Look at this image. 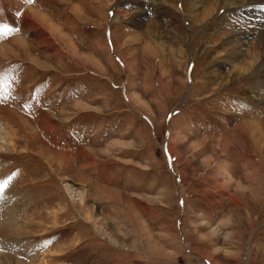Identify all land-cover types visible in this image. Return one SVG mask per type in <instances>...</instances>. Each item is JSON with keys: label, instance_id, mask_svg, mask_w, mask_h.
<instances>
[{"label": "rangeland", "instance_id": "rangeland-1", "mask_svg": "<svg viewBox=\"0 0 264 264\" xmlns=\"http://www.w3.org/2000/svg\"><path fill=\"white\" fill-rule=\"evenodd\" d=\"M213 2L0 0V264H264V52Z\"/></svg>", "mask_w": 264, "mask_h": 264}, {"label": "bare ground", "instance_id": "bare-ground-1", "mask_svg": "<svg viewBox=\"0 0 264 264\" xmlns=\"http://www.w3.org/2000/svg\"><path fill=\"white\" fill-rule=\"evenodd\" d=\"M183 3H184V8L182 7V10L184 12L185 19H187L191 22L192 27L197 26L199 21H203L205 16L198 18V15H196L197 13L193 14L192 13L193 11H191L192 10L191 7H194V6H189L187 4V1L183 2ZM213 4H214L213 8L220 6L219 9H223L224 12H228L229 10H232L234 8L236 11L239 10V13H241V16H242L243 22H244L243 23L244 29L241 31L242 34H244V35L253 34V33L257 32V30H258L257 41H256V43H252V45L250 46L251 51L248 54L249 58L253 59L251 61L252 64H254L255 62L257 63V61L259 60V59H257V52H258V51L256 52L257 48L258 47L261 48V50L264 52V0H214ZM193 5H194V2H193ZM176 11H178V10H176ZM31 15H35V12H32ZM206 38H208V37H206ZM113 45H114L115 49L117 50L118 45H117L116 41L113 43ZM232 64H233V69H234L233 71L234 72L235 71H237V72L241 71L242 75H244L246 73V71H248V69L250 70L252 68V67H246V62H242L239 60H238L237 64L235 62H233ZM253 71H254L253 73H255L254 74L255 76L257 74V77H255L257 79L251 80L252 82L250 83V85L247 88V92L250 93V96H244L243 98H245V101L246 100L250 101L251 99H253L255 105L259 109L263 110V106H264L263 103L264 102L262 99H260V96L258 93H260V90L264 88V76L261 75V73L264 74V62H262V64L259 66L258 69H256L254 67ZM239 74H240V72H239ZM242 78H244V76ZM251 95H252V97H251ZM243 122L248 127L253 126L254 128H257V127H255V126H257L256 125L257 124L256 118H252V117L247 116V117H244ZM151 123L154 127L155 123L152 119H151ZM7 128H9V129L7 131H5L6 128H5V126H3L2 131H0V150L3 147L6 149H9V147L11 145L10 139L12 138V133L14 131L9 126H7ZM168 149L171 152L173 151L171 142H169ZM1 185H2V182L0 181V204L3 203L2 197L4 196V194L2 193ZM10 220H12V222H13L14 219H13V217L8 216V218L1 221V223L3 225L10 226L11 224H13L10 222ZM17 264H29V263L24 262V261H20L19 259H17Z\"/></svg>", "mask_w": 264, "mask_h": 264}, {"label": "snow or ice", "instance_id": "snow-or-ice-1", "mask_svg": "<svg viewBox=\"0 0 264 264\" xmlns=\"http://www.w3.org/2000/svg\"><path fill=\"white\" fill-rule=\"evenodd\" d=\"M29 2H31V0H29Z\"/></svg>", "mask_w": 264, "mask_h": 264}]
</instances>
